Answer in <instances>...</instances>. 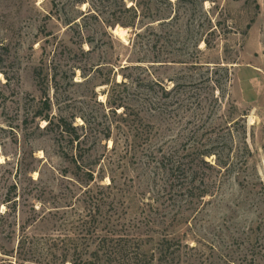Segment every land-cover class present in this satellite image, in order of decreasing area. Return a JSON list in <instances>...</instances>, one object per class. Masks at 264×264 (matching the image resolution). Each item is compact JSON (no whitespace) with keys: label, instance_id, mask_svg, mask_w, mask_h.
<instances>
[{"label":"rangeland","instance_id":"rangeland-1","mask_svg":"<svg viewBox=\"0 0 264 264\" xmlns=\"http://www.w3.org/2000/svg\"><path fill=\"white\" fill-rule=\"evenodd\" d=\"M67 237L80 264L104 242L264 264V0H0V264L54 261Z\"/></svg>","mask_w":264,"mask_h":264},{"label":"trees","instance_id":"trees-1","mask_svg":"<svg viewBox=\"0 0 264 264\" xmlns=\"http://www.w3.org/2000/svg\"><path fill=\"white\" fill-rule=\"evenodd\" d=\"M127 9H131V7H128ZM137 16V12L135 10V17ZM73 21L69 22V24H71ZM128 22H125L126 25H132L134 26L133 23L127 24ZM71 26V25H70ZM82 47V46H81ZM58 46L55 48L57 50ZM70 48H68V46H64L63 49H61V52H65V50H68ZM72 51L70 50V55H72ZM44 64V65H42ZM52 64H50L51 67ZM65 66L66 68L62 69V67ZM57 67H59V70H56V72H54L52 79L54 81H56V85H57V79L56 76L58 75L57 73H59L60 70L64 71L65 75H68L71 71L72 75L70 79H73L77 66L74 64H69V62L66 63V65H58ZM61 67V68H60ZM99 69V68H97ZM35 74H36V79L38 81V86L40 87V90L42 92V98H41V102L39 107L37 108V111L34 112V118H38L39 120H45L48 121L46 128L51 125L54 121H55V114H52V109H53V99L50 96L49 93V77H48V73L45 72V61L41 63V65L35 69ZM102 84H111V86L114 85H119L118 82H116L114 79L112 80L111 78H105L104 80H102ZM112 95H110V93L108 94V106L111 107L110 110H112V108H114V111L116 112L117 108L120 107H125L124 104L122 103H117L116 101L112 100ZM74 120H75V116H73L71 119H67L64 116H60L59 119H57V126L60 129V135L64 136V135H69L72 137V141L74 142L75 140L79 139L78 133L75 132L78 128V125L74 124ZM69 155V154H67ZM71 159L73 160V162H78L77 157L75 154H71ZM91 179H93V176L91 174ZM64 241H67V244L65 246V248L63 249L64 253L61 255H58V253H55L54 251H52V255L54 256V261H56V259H60V264H66L67 261H71L70 264H80L81 261L84 260V248L81 246L80 243V239L78 238H72V237H67L63 239ZM168 241V240H167ZM28 243L27 238H22L20 240V247L24 248L23 246H25ZM107 242H104V245L99 246V248L97 250H94L92 252V254L90 255V258H92L91 263L92 264H123L126 261H131L134 264L135 262H140L142 264H151V259L153 257H155V254L151 253H146L143 252L139 249H135V250H130L129 246L127 245H122V246H111L112 249H108V245ZM160 249V256H159V260H160V264L164 263V260L166 258V260H169V256L167 253V249H169V246H164L162 244ZM59 250V248H58ZM22 254H20L19 256H21ZM60 256V258H59ZM71 257V258H69ZM20 258V257H19ZM23 259V258H20ZM67 259H71V260H67ZM29 261V260H28ZM33 264L36 263H40V264H58L55 263L54 261H48V262H41L39 260H36L34 262V260H32ZM19 264H23L22 260H18ZM172 263V262H171ZM12 264V262H11ZM25 264H31V262H25Z\"/></svg>","mask_w":264,"mask_h":264},{"label":"bare ground","instance_id":"bare-ground-1","mask_svg":"<svg viewBox=\"0 0 264 264\" xmlns=\"http://www.w3.org/2000/svg\"><path fill=\"white\" fill-rule=\"evenodd\" d=\"M126 29L127 28H124L122 26H117L114 31L117 35H119L120 37L124 38L125 37V34H126Z\"/></svg>","mask_w":264,"mask_h":264}]
</instances>
